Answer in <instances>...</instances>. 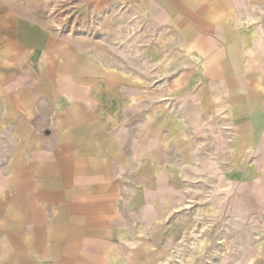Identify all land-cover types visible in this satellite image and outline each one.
I'll use <instances>...</instances> for the list:
<instances>
[{"label":"crops","instance_id":"obj_1","mask_svg":"<svg viewBox=\"0 0 264 264\" xmlns=\"http://www.w3.org/2000/svg\"><path fill=\"white\" fill-rule=\"evenodd\" d=\"M117 15L150 27L133 77L73 28ZM209 122L264 203V0H0V264H158Z\"/></svg>","mask_w":264,"mask_h":264},{"label":"rangeland","instance_id":"obj_2","mask_svg":"<svg viewBox=\"0 0 264 264\" xmlns=\"http://www.w3.org/2000/svg\"><path fill=\"white\" fill-rule=\"evenodd\" d=\"M73 28L90 33L104 59L132 71L131 77L135 66H146L143 57L151 45L150 27L137 25L134 18L98 16ZM148 75L144 68V77ZM196 127L194 145L182 154L178 171L174 234L168 239L163 235L158 264H247L261 252L264 203L242 200L251 194V187L230 182L232 174L245 178L246 170L231 164L227 123H197Z\"/></svg>","mask_w":264,"mask_h":264}]
</instances>
